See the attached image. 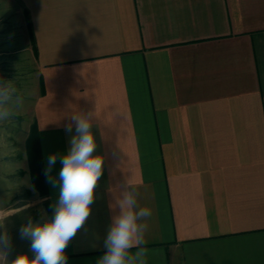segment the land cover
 <instances>
[{
  "label": "crops",
  "instance_id": "crops-1",
  "mask_svg": "<svg viewBox=\"0 0 264 264\" xmlns=\"http://www.w3.org/2000/svg\"><path fill=\"white\" fill-rule=\"evenodd\" d=\"M20 1L48 218L47 157L74 111L97 115L103 173L67 264H97L127 180L152 210L149 264H264V0Z\"/></svg>",
  "mask_w": 264,
  "mask_h": 264
},
{
  "label": "clouds",
  "instance_id": "clouds-1",
  "mask_svg": "<svg viewBox=\"0 0 264 264\" xmlns=\"http://www.w3.org/2000/svg\"><path fill=\"white\" fill-rule=\"evenodd\" d=\"M23 104L24 97L13 81L0 80V131H4L3 126L11 122ZM96 117V112L74 111L71 115L72 123L65 126V132L72 133L75 125L70 148L62 156L55 153L48 156L44 170L47 182L59 188V198L52 205L53 215L42 223H34L29 217L21 226L20 236L31 241L34 258L21 254L11 264H67L65 250L91 214L95 188L103 173L104 157L93 155L97 149L93 134ZM3 139L0 136V141ZM58 158L62 168L57 178L52 169ZM30 206L13 209L9 216ZM110 207H118L119 214L112 217L104 240L106 251L97 264H149L154 253L146 246L145 237L152 210L138 204L136 189L129 180L121 186L115 204ZM6 219L0 216V264H9L6 249L11 247V238L4 227Z\"/></svg>",
  "mask_w": 264,
  "mask_h": 264
},
{
  "label": "rangeland",
  "instance_id": "rangeland-1",
  "mask_svg": "<svg viewBox=\"0 0 264 264\" xmlns=\"http://www.w3.org/2000/svg\"><path fill=\"white\" fill-rule=\"evenodd\" d=\"M25 25L21 1L0 0V80L13 81L18 93L24 97L18 114L3 126L4 131H0L4 138L0 141V216L7 217L4 227L11 238V247L6 249L9 264L21 254L34 258L31 241L20 236L21 226L29 217L34 223H42L49 217L45 201L28 177L25 138L31 122V101L36 83ZM17 62L22 65L15 71L13 65ZM25 204L31 206L9 216L13 209Z\"/></svg>",
  "mask_w": 264,
  "mask_h": 264
},
{
  "label": "trees",
  "instance_id": "trees-1",
  "mask_svg": "<svg viewBox=\"0 0 264 264\" xmlns=\"http://www.w3.org/2000/svg\"><path fill=\"white\" fill-rule=\"evenodd\" d=\"M29 24L30 23L28 22V26H30ZM26 149L32 171L33 185L41 193V195L45 196L46 182L43 175V164L39 147L38 133L34 126L27 140Z\"/></svg>",
  "mask_w": 264,
  "mask_h": 264
}]
</instances>
